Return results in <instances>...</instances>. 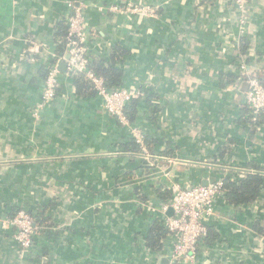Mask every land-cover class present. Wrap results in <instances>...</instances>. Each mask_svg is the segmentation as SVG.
Returning <instances> with one entry per match:
<instances>
[{"label":"crops","instance_id":"obj_1","mask_svg":"<svg viewBox=\"0 0 264 264\" xmlns=\"http://www.w3.org/2000/svg\"><path fill=\"white\" fill-rule=\"evenodd\" d=\"M70 1L0 0V128L14 127L0 133V179L13 174L11 182L0 180V264H160L171 240L158 252L145 245L163 205L155 188L236 178L250 162L264 175V120L252 133L240 121L247 85L237 78L244 61L246 79L264 67V0L250 1L243 26L230 0H75L86 6L89 55L111 61L118 51L112 62L122 71L120 87L143 86L157 96L127 125L108 116L99 97L79 94L65 68L55 101L38 107L45 70L64 63L58 36ZM128 5L152 14L123 13ZM241 37L251 43L248 60ZM134 129L150 154L176 159L159 164L167 176L143 179L154 171L121 149ZM23 169L31 184L24 190ZM17 204L51 205L59 234L46 242V254L14 249L7 216ZM255 222L264 228V192L238 208L218 202L209 224L218 239L181 264H264V232L253 230Z\"/></svg>","mask_w":264,"mask_h":264},{"label":"built area","instance_id":"obj_2","mask_svg":"<svg viewBox=\"0 0 264 264\" xmlns=\"http://www.w3.org/2000/svg\"><path fill=\"white\" fill-rule=\"evenodd\" d=\"M230 1L235 9L238 23L243 26L247 22L251 0ZM67 7L70 14L66 19L67 33L64 41V56L61 57V62L65 63L66 72L83 73L92 83L97 97L101 99L105 113L121 124L127 125L125 108L132 100L142 101L146 96L147 87L106 88L104 80L87 69L89 49L86 33V6L81 1L72 0L68 2ZM109 11L119 13L122 12V9L111 7ZM123 13L137 16L152 14L146 8H137L131 5H128ZM66 56L68 58H65ZM58 65L59 63H56L48 67L39 109L48 106L56 99L60 75ZM245 68V65L240 66L241 74L245 73ZM261 70L260 78L256 75L248 77L247 89L244 92V101L254 116L253 121L257 115L264 111V67ZM33 116L37 117V112L33 113ZM131 138L139 146V152L134 155L150 166L154 165L155 168L151 171L163 172V175L167 176L164 168L159 170V164L173 163L176 162V159L171 160L150 154L145 145L144 134L139 130H132ZM245 172L250 171L243 169L236 178H240ZM165 183L166 189L171 193V199L168 203L161 205L160 214L164 216L163 226L167 229L168 238L171 240L168 264H181L183 261L193 262L196 259L199 246L207 234V226L215 218L216 204L222 201L223 181L218 177L205 186L192 187H185L169 180ZM169 210L170 214L167 215ZM10 225L16 228L14 239L20 245V253L24 255L31 246L34 234L32 218L26 212L18 211L10 221Z\"/></svg>","mask_w":264,"mask_h":264},{"label":"trees","instance_id":"obj_3","mask_svg":"<svg viewBox=\"0 0 264 264\" xmlns=\"http://www.w3.org/2000/svg\"><path fill=\"white\" fill-rule=\"evenodd\" d=\"M212 1V0H210ZM65 26H61L60 31L64 32L60 34L58 37L61 39V42L58 45V49L60 51L59 56H64V41L65 36L67 33V23H65ZM250 41L245 38L241 37L239 40L240 45V55L242 59L248 60L249 56V49L251 48ZM119 56V52L112 51L111 54V61L108 59H99L96 57H92L89 55V61L87 65V69L90 70L94 75L101 77L104 80V85L108 89H115V88H122L120 87L122 85V71L117 69L112 60H115ZM110 61V62H109ZM243 64L246 62L244 61ZM262 68H259L258 70L252 72L247 71L248 74H254L258 78L262 76ZM47 70L44 72V77L47 74ZM245 72V71H244ZM241 73V72H240ZM71 79L73 80V84L76 88V91L83 95L87 96H97V92L94 89L92 83L85 77L83 73H74L69 72L67 73ZM244 74L239 75L237 78L241 81H244L243 83L246 85L247 83V77H243ZM45 79V78H44ZM146 96L145 98L140 100H132L127 107L125 108V115L130 123H134L139 114V107L140 104L145 102L148 105L152 106L151 99H155L157 96L153 92L151 93V89L145 90ZM57 96V91H56ZM158 107L156 106L153 109L154 117L158 112ZM245 117V118H244ZM254 116L251 113V110L246 105L244 107V114L242 115V119L240 120L243 123H250L252 125V130L250 133L256 131L262 124L264 120V111L261 112L259 115H257L256 119L253 121L252 118ZM145 143L147 141L146 136H144ZM228 143L231 144V141ZM227 143V146L229 147V144ZM121 149L123 151L127 152H139V146L135 143V141L131 138L127 142L120 145ZM152 152V151H151ZM228 153L227 148L223 147L221 150H219L218 156L219 158H224L226 154ZM162 155H168V153H161ZM246 169L250 172H245L240 178H231V177H219L223 181V194H222V202L224 204H227L228 206H232L234 208H238L240 206H247L255 201H257L262 193L264 192V175L260 173L259 167L251 164L246 165ZM151 171V170H150ZM154 192L159 196V198L162 200L163 204H166L171 199V193L169 190L165 189L163 185L160 187H157L154 189ZM140 200L142 202L146 201L145 198L140 197ZM224 200V201H223ZM51 206V205H50ZM46 204L40 205V206H28L26 204H17L12 205L9 207L8 212V224H9V234L10 239L12 242V245L14 249L20 251V245L15 241L14 235L16 234V228L10 225V221L13 219V217L16 215L18 211H24L26 212L31 218L32 223L34 226V234L32 237V243L29 248V250L25 253L28 255L29 252L34 251L37 247L39 249H42L46 246V242L49 240H52L56 238L59 234V225L54 221L53 217L48 213L49 207ZM155 216V215H154ZM163 219L164 216L154 217V219L151 221V224L149 226V229L145 235V245L150 250L154 252L161 251L163 248V241L168 238V231L163 226ZM211 223V222H210ZM209 223V224H210ZM253 230L259 234H262L264 232L263 226L259 222H255L253 225ZM219 237L218 233L215 231V229L212 226H207V234L203 238L202 242L203 244H211L215 240H217ZM43 240L41 245H38V242L36 240ZM201 245V244H200ZM46 249L44 248L43 254L45 253Z\"/></svg>","mask_w":264,"mask_h":264},{"label":"rangeland","instance_id":"obj_4","mask_svg":"<svg viewBox=\"0 0 264 264\" xmlns=\"http://www.w3.org/2000/svg\"><path fill=\"white\" fill-rule=\"evenodd\" d=\"M0 133H5V134L14 133V127L12 126V123H11V125H9V127L8 126H3L2 129L0 128ZM0 160H2V159L0 158ZM14 160L19 161V160H26V159L17 158V159H14ZM27 174H28V172L25 169H23V172H22V176H23L22 181H23V183H22V186H21L22 190H24L28 186V183H29V186L31 185L30 182H29L30 181L29 175L27 176ZM3 176L4 177H2V178H4L6 182L13 181L12 180L13 174H10V175L6 174V175H3ZM4 179H0V180L4 181Z\"/></svg>","mask_w":264,"mask_h":264},{"label":"water","instance_id":"obj_5","mask_svg":"<svg viewBox=\"0 0 264 264\" xmlns=\"http://www.w3.org/2000/svg\"><path fill=\"white\" fill-rule=\"evenodd\" d=\"M66 58H68V57L66 56ZM58 68H59V71L63 72L61 70V68L63 69V68H66V67H65L64 63H61V64L58 65ZM145 163H146V165H145L146 168H148L149 170H154V168H155L154 165L150 166L147 162H145ZM161 176H163V174L161 172H157V173H152L151 175H148V176H146L143 179H157L158 177H161ZM143 179H141V180H143ZM205 185H207V184L205 183L203 186H205ZM169 214H170V210L168 211L167 215H169ZM168 263H169V258L168 257H164L163 259H161V263L160 264H168Z\"/></svg>","mask_w":264,"mask_h":264}]
</instances>
